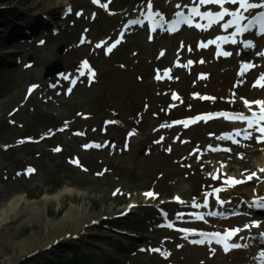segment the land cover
I'll use <instances>...</instances> for the list:
<instances>
[{
    "label": "rangeland",
    "instance_id": "1",
    "mask_svg": "<svg viewBox=\"0 0 264 264\" xmlns=\"http://www.w3.org/2000/svg\"><path fill=\"white\" fill-rule=\"evenodd\" d=\"M23 1L27 7L34 2V0ZM103 1L109 4V0ZM185 1L155 0V3L163 12L168 13L177 4L186 3ZM19 2L20 0H9L7 6L15 10L9 11L10 9L7 8L5 20L10 16H15L17 19L20 12L16 9L23 6ZM139 2L140 0H130L128 3L119 5L116 0L111 6L109 5L108 10H103L97 8L93 0H43L36 9L39 15L43 12L48 13L49 11L45 10L47 7L55 8L54 15L44 14L46 19L48 17L53 24L49 26V30L44 29L30 41H24L26 45L23 47H19L17 44L7 46L0 41V57L1 55L5 56L4 59L12 63L11 68L2 67L0 69V201L24 194L26 197L33 198H28L29 203H32L35 200H41L44 195L51 196L66 188H77L87 192L84 197L72 196L63 192L58 201L60 213L57 214L58 210L53 204H48L46 215H43L46 223L38 224L36 220H32L30 223L22 225L20 224L21 220H17L0 228V235L8 236L16 241L23 237L31 238L33 234H37V238H39L42 230H48L50 225L47 222L49 220L57 224L63 221L65 216L73 215L75 222L80 224L79 232L86 229L90 234L88 238L95 245L105 242L111 243V245L125 243L131 249L135 247L136 242L146 241L142 251H136L133 248L132 256L120 251V261H118L111 256L98 255L91 260L93 264H155L150 258L154 253L149 248L153 247H159L162 252L168 253L167 256L159 255L162 259L169 258V262L163 264H239L241 257L245 258L244 254L225 252L223 247L213 252L210 247L196 248L185 243L180 235H172L165 229H161L160 218L153 206L154 203L152 200L148 201L144 195V191L154 188L162 194L163 198L170 199L166 202L170 204L168 205L169 209L173 210L175 204L171 198L174 194H181L189 203L183 208H176L173 212L176 213L186 208L195 209L193 202L199 204L202 197H193L197 192L195 190L197 183L194 180L192 182L190 176L194 174L195 170H198L197 175L202 176L199 189L224 183L223 179L216 183L210 179L212 173L218 168L217 165L223 164L220 161L222 157L218 155L219 158H216L210 153H206L204 144L216 139L209 135L210 133L229 127L213 122L208 123L207 127L193 126L187 135V132H184V128L187 127L172 128L165 122L158 125L155 135H152L148 144L144 146L142 142L147 138L144 133L148 131V128L158 124L153 114H147L145 117L142 124V135L131 131L124 138L123 130L128 127L121 129V135H117L115 132L118 131V128H113L115 121L112 119H107L102 127L96 126L100 125L99 123H86L87 114L92 113L90 106L99 97L100 90L110 86L109 83V85L104 83V78L112 70L109 67L111 62L108 58L115 52V48H112L111 52H107L106 46H110L117 33L122 29L124 21L135 16L137 11L142 8ZM65 5H71L74 12L65 15L62 20L59 17L64 12ZM110 9L120 11L113 17V20L109 18L111 15H108ZM18 17L21 19L24 15ZM40 19L43 20V18ZM99 23H101V29L98 36L96 25ZM109 23L112 24V26L110 25L111 29L107 28ZM55 28L60 31V34L54 37L51 31ZM200 38L199 34L187 30L176 38L156 36L152 41L143 30H136L120 46H133V51L130 53L131 58L143 61L144 68L155 64L158 53L166 48L169 50L170 56H166L163 60L158 58L162 66H166L170 61L174 63L177 53L182 54L181 61L184 65L176 70L175 74V78L178 75L184 78L182 83L163 84L156 81L158 84H153V80L148 81L152 83L150 90L152 94L149 93V95L150 98L155 99L156 108L163 106L162 108L165 107L168 111L172 110L170 106L175 103L171 99V91L177 90L182 93L183 85L188 80L197 84L188 89V92H192L190 98L192 104L218 101L226 107L243 110L244 107L236 105L235 101L245 98L264 101V79L260 76V72H264V61L259 65V61L256 60L255 69L250 73H245L244 77L238 78L240 62L236 57H232L230 60L218 59L214 57L213 50L210 52L198 50L196 44ZM22 41L19 40L18 43ZM40 41H45V46H42ZM83 42L86 43L81 46ZM98 44L100 47H97ZM263 48L264 42L261 43L258 51H262ZM136 51L138 54L135 53ZM85 60L88 61L95 73L94 79L78 74ZM188 61H192V63L189 64ZM52 63L62 64L67 71L65 74H69L70 77L65 78V74L64 79L45 76L46 69ZM108 68L110 70L104 73ZM85 69L88 75V69ZM189 74L191 77L188 78ZM71 79L76 81L75 86H77L73 93L67 91L71 86ZM119 80L123 82L125 78L119 77ZM50 83H54L57 89L53 90ZM33 85L36 87L35 91H33L35 88L32 87ZM142 97H144V93H142ZM113 100L117 102V98ZM180 102L181 99L177 103L180 104ZM220 108H224V106L218 107V109ZM38 110H41L44 115L51 114L57 124L68 120L67 126L75 130L80 128L79 133L65 134L64 132L49 143L41 141L36 144L23 141L21 137L31 133L29 128L33 129L31 130L32 135L35 136L45 131L44 127L32 126L33 121L30 117ZM74 111L80 115L75 116ZM139 118L142 116L138 115L130 127H135ZM193 131L198 132L199 141H201L198 147L193 146L190 141V137L192 138L190 134ZM93 139L100 142L110 139L112 144L102 151L91 150L88 152L84 150L82 146ZM10 143L13 145L8 146ZM127 143L130 144L129 151L124 149V145ZM14 146L17 147L11 149ZM57 147L62 149L54 151ZM6 148L10 149L6 150ZM168 149L171 150L168 151ZM254 149L258 150L253 152ZM250 150L252 152L248 153V158L242 160L241 157L245 156L244 153ZM246 151L239 149L235 154L227 155L231 166H233V173L237 177L247 178L250 174L258 172L257 163L264 157V145L253 146ZM74 155H79L80 159H83V162L90 168V173L82 164L78 166L72 163ZM91 161H96V166H92ZM61 163H65V166L60 170L62 175H59V178L49 179L51 168ZM28 166L35 167L37 171L26 177L24 169ZM100 169L102 170L99 173L100 176L94 178L93 172L95 170L99 172ZM245 169L248 170V173L244 175L243 170ZM160 173H164L166 178H160ZM263 173L261 172L259 175L263 177ZM59 179L62 187L56 189L57 186L52 183H57ZM118 187H120L121 193L113 196L112 191ZM261 187H264V183H259V179L255 178L247 190L240 185L231 186L225 190L224 194L226 198L234 197L237 202H241L248 198L246 191L256 189V192ZM133 200L140 204L139 209L124 218L119 216L124 213L128 203ZM159 204L156 202V206ZM106 220L111 222L108 226L121 229L126 234L136 232L140 234L141 239L136 241L127 237L126 234L115 237L114 235L117 233L111 229L100 227L96 230L95 227L103 225L101 221ZM96 222H98L97 225H95ZM62 223L64 224V222ZM224 225V221L211 223L207 221V224L203 225V229L212 227L217 230ZM234 226L237 225L234 224ZM69 227L75 228V225L72 223L70 226L69 224L65 227L67 228L65 231H70ZM31 230L34 231L31 232ZM49 231H44L49 234L45 239L52 242V238H56L51 243L54 247L50 249L52 254L50 257L58 259L65 249L70 247H62L55 243L62 240L67 234L61 231ZM98 237H106L108 241H103L104 239H98ZM37 242L38 248L33 251L36 254L32 253L31 256L22 258L20 264L43 263L41 261L47 257L45 249H41L44 240L38 239ZM252 242L253 240L249 241L250 244ZM120 247L122 249V246ZM0 251L1 254L3 253L0 258L4 255L10 256L12 252L5 245L0 246Z\"/></svg>",
    "mask_w": 264,
    "mask_h": 264
},
{
    "label": "snow or ice",
    "instance_id": "2",
    "mask_svg": "<svg viewBox=\"0 0 264 264\" xmlns=\"http://www.w3.org/2000/svg\"><path fill=\"white\" fill-rule=\"evenodd\" d=\"M99 0H93V3H98ZM226 3H230L232 5H237V7L234 10H230L228 7H225ZM199 4L200 5H208V4H215L219 6V10L217 11H201L199 7L197 6H193L191 8V12L190 14L185 17L184 13L181 11H177L175 13L177 19L172 20L171 21V25L169 27V31H175L176 30V26L181 24V23H185L188 24V26H194L198 29H202L205 30L207 27H210L212 24L214 23H219V21H221L225 16H230L231 19H229L225 24H223L222 26L227 29L228 27H232L234 26L236 31L233 32L231 34V37H233V39L231 40V42L233 44L237 43L236 39H234V37H236L237 35H242L243 33L247 32L249 30V25H255L257 22L259 23V33L258 34H264V11H260L257 12L256 15L253 16H245L244 13L245 12H249L250 10H255V9H260V8H264V0H259L258 3L256 2H252V0H199ZM104 7H107V5H104ZM152 2L151 0H147V10H148V15L149 18L152 17L153 12H152ZM177 8L180 7L179 4L176 5ZM187 7V6H185ZM77 15H79V13H77ZM155 16L161 17V23L163 22V17L162 14L159 12L154 13ZM192 16H198L201 19H205L207 20V25L204 24H200V23H195L193 24V20H192ZM247 20L248 23L244 24L243 21ZM129 25H136V24H140L143 25V21L139 20V19H132L128 21ZM158 25H156L154 22L152 24V30L155 31L156 27ZM229 37H225V36H216L215 41H225L228 40ZM214 40H209L207 43L211 44V43H215ZM120 41L117 40L115 41V43H113L111 46H106L107 47V52H111L112 48H114L116 46V44H118ZM41 43H43V41H41ZM242 43L244 44L245 47H253V41L252 40H243ZM202 46H206V45H202ZM97 47H100V45L98 44ZM219 44H217V49H219ZM224 55V56H229L231 55L230 52L224 51V52H220L217 51V55ZM161 55H163V53H161ZM189 64L192 63V61H188ZM246 67V66H245ZM87 68L88 69V78L92 79L95 75L94 71L91 69V67L88 64V61L85 60L82 63V67L80 70L81 75H84V69ZM168 70H165V74H167ZM67 78V77H65ZM157 79H160V76L157 75L156 77ZM262 79H264V77H262ZM71 83L74 85L76 83L75 80H72ZM259 83V81H258ZM32 87H35V85H33ZM29 91H31V89H29ZM69 93L72 91L71 88H69L67 90ZM175 98V95H174ZM214 99V98H212ZM249 103H255L261 106V113L258 117V121L257 124L258 126H254V122H253V118H250L244 114H236V115H229L226 113H218L216 115H222L225 116L226 118L229 119H235V120H239V121H247L248 123V127L249 128H253L254 131L260 133V135L256 136L255 139L257 140V142H261L264 141V123H259V121H264V101H254V102H249L245 100V104H249ZM213 114H208L206 117H195L193 118L192 122H195L197 120L200 119H207L209 117H211ZM174 123H184L185 126L187 127V122L186 121H174ZM236 135H243L244 138H251L252 137V133L247 131V129L244 130H240L237 129L236 130ZM225 138H231L233 139L234 143H238V141L235 140L234 137H230L229 134H224ZM93 145L91 144H84L82 147H84L85 149L92 147ZM95 147L99 148L102 147V145L100 144H96ZM211 147V146H209ZM61 149L59 147H57L56 149H54V151H60ZM171 149H168V151H170ZM72 163L74 164H79L78 160H73ZM82 167V166H81ZM28 173H33L35 172L34 168L29 167L26 170ZM261 171H264V169H262ZM256 173H252L250 174L247 179H251L252 176H255ZM241 180H237L235 178L232 177H228L226 180V183L230 184V185H235V184H239L241 183ZM120 190L117 189L116 192H114L113 194L118 193ZM215 192H219L221 191V189H214ZM144 195L146 197H152L155 198L156 193H154L153 191H147L144 193ZM208 195L209 194H205L204 198H203V205L195 203V201L193 202V207H208L209 204V200H208ZM175 200L179 201L180 203H184V201L180 200V197L177 196L174 198ZM259 203H254L251 206H255V207H264V197H258ZM217 202L218 203H224L223 201L219 200V197H217ZM214 213H209V215H212ZM164 215L166 216L167 214L164 213ZM197 219H203L204 216L202 213H197L195 214ZM177 218L178 219H182L183 218V214L181 213H177ZM253 225L258 226L259 222L258 221H253L252 222ZM167 227L171 228L174 227V225L172 223H168ZM245 228H249V225H244ZM179 231L183 232V233H189V232H194V229H189V228H181L179 229ZM240 231L239 228H232V229H228L226 231L222 232H214L209 234L211 239L216 240L217 243L223 244V248L225 252L230 251L231 249H236V248H240L242 247V245L237 244V243H228V241L230 240V238L234 235H236L238 232ZM203 235V234H202ZM262 238H264V233L260 234ZM196 243H203V240L200 241H194ZM246 246V245H245ZM152 251H156V252H160L161 250L159 248L157 249H152ZM162 255L167 256L168 253L166 252H162ZM258 264H264V249H261L256 257Z\"/></svg>",
    "mask_w": 264,
    "mask_h": 264
},
{
    "label": "bare ground",
    "instance_id": "3",
    "mask_svg": "<svg viewBox=\"0 0 264 264\" xmlns=\"http://www.w3.org/2000/svg\"><path fill=\"white\" fill-rule=\"evenodd\" d=\"M42 2H43V0H34L32 5L27 7V5L23 4L24 1L20 0L19 4H23V6L21 7V10H22L21 12L23 14H27V15H30V13H34L33 17L38 20L39 16L38 15L35 16L38 13V10H36V9L40 6V4ZM254 2L258 3L259 1H254ZM203 8H204V6L202 5V9ZM263 9L264 8H260V9H256L255 11H263ZM45 10H47V12L49 11L50 14L54 15V9H52L51 7H47V8H45ZM250 14H252V12H247L244 15L250 16ZM225 17H227L229 19L231 18L230 16L229 17L225 16ZM195 22L207 25V20H203L198 16L195 17ZM195 22H193V23H195ZM210 29L216 31V33L219 35H221L224 31H228V30H225V28L222 27L221 24L217 25L216 23L212 24L210 27H207L205 30L200 29L199 31L204 32V31H209ZM257 33H259V28L257 29ZM257 33L253 32V34L251 35V39L253 40V42H254V40L257 41L260 38L259 35H261V34H257ZM217 43L222 44V41H217ZM233 45H235V47L237 48V50L235 52V56H237V58L243 60L244 58H246L248 56L252 57L253 49L242 48V43H240V42H237ZM255 108L256 109L259 108L261 110L260 105H256ZM250 113H255V112L251 111ZM259 115H260V113L256 117L253 118V122H254L255 126H258L257 121H258ZM259 123H264V121H259ZM257 165H258V171L260 170V168L264 167V157L261 159V161L259 163H257ZM241 181H242L241 184H247L246 180H241ZM63 192L69 193L72 196L76 195V196H82V197H84V195L87 194V192L85 190L81 191L80 189H77V188H73V189L72 188H66L65 190H62V192H59L57 194H53L51 196L44 195L41 200H36V201H33L32 203H29L28 199L26 198V196L24 194H18L17 196H14V197L10 198L9 200L0 201V228L8 226L9 223H12V222L17 221V220H21L20 224H22V225H25L28 222L30 223L32 220H36L38 222V224L44 223L45 220L43 219V215L44 216L46 215V212L48 209L47 208L48 204L57 205ZM251 197L254 200H258L254 196V194H251ZM28 208L30 209L29 212H28ZM62 222H64V224ZM47 223H49V225H50L48 230H46V229L42 230L39 238H37L38 237L37 234H33V235H31V238L23 237L20 240L16 241V240L11 239L10 237L8 238V236H1L0 235V246L5 245V246L9 247L10 250L12 251L10 253V256L4 255L0 258V264H20L22 258H24L28 255L31 256L32 253H34L33 251L36 248H38V242H37L38 239L44 240L43 245H41V249L42 248L47 249L48 247H51L52 246L51 243H53V241L56 238H52V242L47 241L45 238L48 237L49 234H47V232H44V231L55 230V231H61L65 234H75V233L79 232V230H80L79 229L80 224L78 225L79 222H75V218H73V215L65 216V219H63V221H60L57 224L52 223V221H50V220ZM72 223H73V225H75V228L69 227V229H71V230L65 231L67 229L65 227L68 226L69 224L71 226ZM262 223H264V221ZM15 229H18V228H15ZM33 231L34 230H31V232H33ZM34 235L36 238L34 237ZM98 239H104L103 241H108V238H106V237H101V238L98 237ZM195 240L196 241L197 240L198 241L203 240L206 243L213 242L212 244H210L213 246V248L222 246V244L217 243L216 240H214V239H210V240L208 239L207 240L205 238H200V237L190 239V241L192 243ZM113 245H111V243H108V242H105L104 244L99 243V245H97V246H99V248L98 249L96 248V250H101L102 252L117 256V254H119V251L121 250L120 246H122L123 249H126V247H127V245L125 243L120 245V246L119 245L113 246ZM2 254L0 251V255H2ZM50 255H52L51 252H47V257L48 256L50 257Z\"/></svg>",
    "mask_w": 264,
    "mask_h": 264
},
{
    "label": "trees",
    "instance_id": "4",
    "mask_svg": "<svg viewBox=\"0 0 264 264\" xmlns=\"http://www.w3.org/2000/svg\"><path fill=\"white\" fill-rule=\"evenodd\" d=\"M77 261H78L79 263H81V262H80V258H78V257H77ZM85 262H86V261H85Z\"/></svg>",
    "mask_w": 264,
    "mask_h": 264
}]
</instances>
